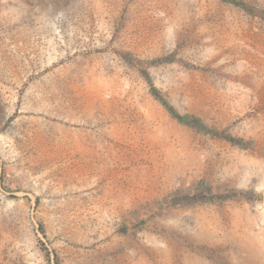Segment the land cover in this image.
I'll list each match as a JSON object with an SVG mask.
<instances>
[{"label": "rangeland", "instance_id": "obj_1", "mask_svg": "<svg viewBox=\"0 0 264 264\" xmlns=\"http://www.w3.org/2000/svg\"><path fill=\"white\" fill-rule=\"evenodd\" d=\"M242 1L0 0V264H264V0Z\"/></svg>", "mask_w": 264, "mask_h": 264}, {"label": "trees", "instance_id": "obj_2", "mask_svg": "<svg viewBox=\"0 0 264 264\" xmlns=\"http://www.w3.org/2000/svg\"><path fill=\"white\" fill-rule=\"evenodd\" d=\"M222 1L230 2L238 7H245V4L242 0H222ZM170 59L171 58H164L160 60L170 61ZM141 74L149 83L152 95L165 107V109L179 123L195 128L200 132L218 135L219 132L214 128H212L208 123H206L200 116L191 113H185V114L179 113L175 109V107L168 101V99L161 93V91L155 86L147 69H142ZM226 139L236 145H241L243 141L242 139H235L229 136H227ZM200 184L203 183L201 182ZM207 191L211 192V188H207ZM197 197L198 196L196 194L190 195V194L181 193V191H176V193H174V195L171 198V202L174 204H180V203L190 204L196 201H201V200H197ZM216 197L218 196L215 194H211L208 198L209 200H205V201H210V202L216 201L214 200L216 199Z\"/></svg>", "mask_w": 264, "mask_h": 264}]
</instances>
